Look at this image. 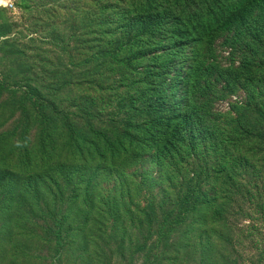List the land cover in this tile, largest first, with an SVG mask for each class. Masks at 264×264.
Segmentation results:
<instances>
[{
	"label": "trees",
	"instance_id": "obj_1",
	"mask_svg": "<svg viewBox=\"0 0 264 264\" xmlns=\"http://www.w3.org/2000/svg\"><path fill=\"white\" fill-rule=\"evenodd\" d=\"M94 5L73 72L26 90L32 117L0 146V230L20 242L89 243L200 208L215 218L234 183L264 181V0ZM107 68L122 101L104 102Z\"/></svg>",
	"mask_w": 264,
	"mask_h": 264
},
{
	"label": "rangeland",
	"instance_id": "obj_2",
	"mask_svg": "<svg viewBox=\"0 0 264 264\" xmlns=\"http://www.w3.org/2000/svg\"><path fill=\"white\" fill-rule=\"evenodd\" d=\"M97 2L15 0L12 12L0 10V146L12 131H25V119L32 117L24 103L26 90L53 86L58 77L73 72L75 49H85L76 41L90 33L83 20ZM107 72L111 70L104 71V102H114L115 97L122 101L123 86L111 84ZM130 96L135 97V92ZM70 98V91H65L58 101ZM229 105L222 102L217 109L226 113ZM130 118L135 120L136 115L127 111L119 120L129 126ZM5 157L0 149V160ZM233 185L228 209L215 218L201 208L184 220L181 212L161 214L152 228L126 235L118 229L92 231L89 243L54 244L39 231L34 232L40 239L20 242L14 235L24 232L0 230V264H264V181L249 173ZM84 233H78L79 239Z\"/></svg>",
	"mask_w": 264,
	"mask_h": 264
},
{
	"label": "built area",
	"instance_id": "obj_3",
	"mask_svg": "<svg viewBox=\"0 0 264 264\" xmlns=\"http://www.w3.org/2000/svg\"><path fill=\"white\" fill-rule=\"evenodd\" d=\"M15 9V0H5V3L0 4V10L12 12Z\"/></svg>",
	"mask_w": 264,
	"mask_h": 264
},
{
	"label": "clouds",
	"instance_id": "obj_4",
	"mask_svg": "<svg viewBox=\"0 0 264 264\" xmlns=\"http://www.w3.org/2000/svg\"><path fill=\"white\" fill-rule=\"evenodd\" d=\"M3 3H5V0H0V4H3Z\"/></svg>",
	"mask_w": 264,
	"mask_h": 264
}]
</instances>
